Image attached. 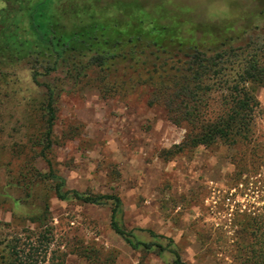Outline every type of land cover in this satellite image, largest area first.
I'll return each instance as SVG.
<instances>
[{"label":"rangeland","instance_id":"obj_1","mask_svg":"<svg viewBox=\"0 0 264 264\" xmlns=\"http://www.w3.org/2000/svg\"><path fill=\"white\" fill-rule=\"evenodd\" d=\"M63 1L74 4L76 27L105 23L112 38L125 31L191 42L231 30L222 38L244 39L264 29V0ZM224 2L232 14L209 19L213 6ZM88 63L79 56L36 79L30 64L0 59V262L18 246L35 264H175L172 249L186 264H248L247 249L240 248L255 241L242 236L245 222L264 219V86L249 84L261 112L248 144L218 141L174 154L191 127L149 105L150 85L104 96L101 70ZM50 90L56 118L48 156L55 173L70 189L120 196V225L163 247L127 244L111 227V200L57 198V179L47 177L43 156ZM214 101L210 117L218 110ZM34 215L45 223L31 222Z\"/></svg>","mask_w":264,"mask_h":264},{"label":"trees","instance_id":"obj_2","mask_svg":"<svg viewBox=\"0 0 264 264\" xmlns=\"http://www.w3.org/2000/svg\"><path fill=\"white\" fill-rule=\"evenodd\" d=\"M152 26V22L147 25L155 29ZM229 31L206 37L196 35L191 42L165 37L154 41L140 33L129 36L125 31L112 38L105 23L76 27L74 4L67 1L0 0L2 61L30 64L37 79L39 75L55 73L67 61L84 56L88 65L100 68L102 76L98 88L104 96L124 93L138 84L150 85L149 105L164 108L174 124L187 123L191 127L185 141L173 147L174 154L185 148L211 146L218 141L232 146L248 144L254 135V121L261 108L249 84L264 86V29L244 39L240 35L222 38ZM214 93H220V97H213ZM215 99L218 110L216 116L210 117L208 111ZM53 103L50 90L49 140L43 156L50 167L47 177L57 179V198L97 205L111 200L114 205L111 227L127 244L134 249L163 247L159 242L140 240L134 232L120 225L117 220L123 204L120 196L70 189L66 179L55 173L48 156L56 118ZM49 215L47 206L44 216ZM28 219L41 225L45 223L42 216H28ZM242 236L255 241L240 248L247 249L248 264H264V219L250 217ZM17 247L8 251L10 260L5 259L0 264H35L25 250L24 255ZM34 247L32 245L29 251ZM171 252L176 256L175 264H186L177 250Z\"/></svg>","mask_w":264,"mask_h":264},{"label":"clouds","instance_id":"obj_3","mask_svg":"<svg viewBox=\"0 0 264 264\" xmlns=\"http://www.w3.org/2000/svg\"><path fill=\"white\" fill-rule=\"evenodd\" d=\"M231 9L229 8L227 2L219 5H214L212 12L209 13V19H224L231 15Z\"/></svg>","mask_w":264,"mask_h":264}]
</instances>
